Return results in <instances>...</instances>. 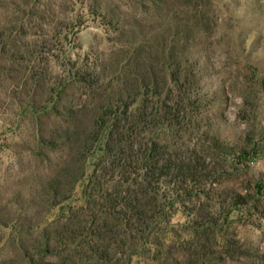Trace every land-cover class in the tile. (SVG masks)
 <instances>
[{
	"label": "rangeland",
	"instance_id": "rangeland-1",
	"mask_svg": "<svg viewBox=\"0 0 264 264\" xmlns=\"http://www.w3.org/2000/svg\"><path fill=\"white\" fill-rule=\"evenodd\" d=\"M15 1L0 3V26L14 53L9 63L0 60V264H26L24 238L84 216L87 199L99 198V183L112 188L118 182L105 175L112 159L104 158V149L116 132L109 127L67 200L36 205L44 184L71 159V147L63 144L73 128L70 110L82 112L88 126L102 96H115L136 73L147 74V64L165 87L164 73L176 76L182 57L200 68L204 105L179 124L149 125L138 141L200 156L218 173L194 200L161 188L157 210L164 219L133 248L131 264H264V0H97L125 22L122 33L94 16V0ZM71 68H100L101 86L72 81ZM166 89L173 91V84ZM129 92L132 101L137 91ZM53 139L58 147L49 144ZM234 193L252 201L235 204L226 197ZM17 198L19 204L8 203ZM250 251L257 261L246 256Z\"/></svg>",
	"mask_w": 264,
	"mask_h": 264
},
{
	"label": "trees",
	"instance_id": "trees-1",
	"mask_svg": "<svg viewBox=\"0 0 264 264\" xmlns=\"http://www.w3.org/2000/svg\"><path fill=\"white\" fill-rule=\"evenodd\" d=\"M96 1L92 9L94 16L101 19L106 27L122 33L125 22L114 16L107 5L95 4ZM21 2L30 4L31 0ZM5 3L12 7L17 1L5 0ZM170 47L174 49V45ZM13 55L6 39V29L0 26V60L9 63ZM167 56L169 62H175L174 56ZM189 59L182 57L180 63L174 65L179 71L176 76L174 74L170 78L167 72L164 73L165 87H161L151 64L145 65L147 74L136 73L134 80L122 84L115 96H102L92 114V123L88 126L84 124L82 112L78 116L77 112L70 110L69 122L73 128L63 144L71 147V159L44 184L37 194L39 199L36 205H49L52 208L67 200L66 193L83 175V165L109 127L116 132L104 149V158L112 159V167L105 170V175L111 173L114 178L118 176V182L112 188H108L105 182L99 183V198L94 199L91 195L87 199L85 217L77 214L63 223L42 230L33 239L26 236L20 242L22 259L26 264H131L133 248L137 244L142 247L153 224L164 219V216H158L157 210L163 186H171L181 199L194 200L205 193L204 182L213 178L218 171L209 168L200 156L173 153L168 146L153 140L145 144L138 141L140 133L149 125H156L155 122L160 121L170 125L179 124V119L184 118L188 112L204 105L206 99L201 95L200 68L189 64ZM72 65L75 67V64ZM69 76L72 81L90 89L101 86L104 77L100 68L91 72L82 69L73 71L71 68ZM169 83L173 84V91L166 89ZM129 89L137 91L131 94L132 101L127 100ZM175 91L177 99L171 102L170 97ZM153 98H158V102L151 118L148 110L153 104ZM138 99L139 105L132 112ZM55 141L53 139L49 144L58 147L60 144ZM214 141L217 147L224 149V143L216 139ZM227 149L234 151L231 147ZM226 197L243 206H248L252 201L238 193ZM19 198L8 203L19 204ZM206 221L207 218H204L201 223ZM238 253L243 252L238 250ZM246 256L250 259L258 258L254 251Z\"/></svg>",
	"mask_w": 264,
	"mask_h": 264
}]
</instances>
